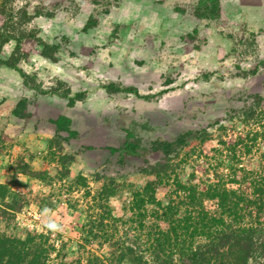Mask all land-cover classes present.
Masks as SVG:
<instances>
[{"label": "rangeland", "instance_id": "rangeland-1", "mask_svg": "<svg viewBox=\"0 0 264 264\" xmlns=\"http://www.w3.org/2000/svg\"><path fill=\"white\" fill-rule=\"evenodd\" d=\"M3 27L0 233L45 264L151 259L156 203L205 189L222 143L259 167L264 0H0Z\"/></svg>", "mask_w": 264, "mask_h": 264}, {"label": "trees", "instance_id": "trees-1", "mask_svg": "<svg viewBox=\"0 0 264 264\" xmlns=\"http://www.w3.org/2000/svg\"><path fill=\"white\" fill-rule=\"evenodd\" d=\"M4 30V27L0 30V53L13 38ZM10 59H16L15 55ZM7 65L16 66L9 61ZM239 144L222 143L225 148L216 150L220 155L229 152L226 158L232 164H219L221 172L216 169L214 179L203 182L206 187L203 190L197 185L179 183L180 190L173 192L164 206L156 203V185L149 183L136 196L138 205L145 206L153 199L158 207L153 213L157 221L168 224V229L159 225L146 233L147 242L154 238L156 246L151 259L136 252L135 246L136 249L128 248L118 261L129 256L133 264H250L257 259L264 264V153L257 169L248 168L237 153L241 150ZM256 146L245 144V148ZM207 202L213 207H208ZM33 246L0 233V264H45L39 255H31Z\"/></svg>", "mask_w": 264, "mask_h": 264}]
</instances>
